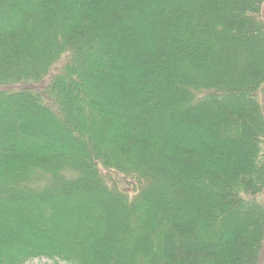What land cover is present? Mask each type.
Returning a JSON list of instances; mask_svg holds the SVG:
<instances>
[{
	"label": "trees",
	"instance_id": "1",
	"mask_svg": "<svg viewBox=\"0 0 264 264\" xmlns=\"http://www.w3.org/2000/svg\"><path fill=\"white\" fill-rule=\"evenodd\" d=\"M262 8L0 0V87L16 90L0 97L18 104L0 110V204L39 205L0 239V264H260ZM49 76L42 91L14 88ZM101 168L135 180L136 195ZM91 181L98 203L81 201Z\"/></svg>",
	"mask_w": 264,
	"mask_h": 264
},
{
	"label": "rangeland",
	"instance_id": "2",
	"mask_svg": "<svg viewBox=\"0 0 264 264\" xmlns=\"http://www.w3.org/2000/svg\"><path fill=\"white\" fill-rule=\"evenodd\" d=\"M261 19L264 22V0H263L262 12H261ZM260 51H262V50H260ZM65 59L66 58L64 57L63 60L58 65L62 66L63 62H65ZM51 81H52V79L49 76L41 84H36L34 82H29L28 84L17 85L14 88L15 89H19V90H24V89H30L31 90L32 89L34 91H39V90L42 91L44 88H46V87L48 88V86L51 83ZM242 87H244V83L239 82L234 87L233 91H237V90L241 89ZM11 88H3V87L1 88L0 87V91L4 90V92H9V93L13 92V91H16V90H12L13 88L12 89ZM241 92H243V91L236 92L238 97H241L239 95ZM2 97H5V96H2ZM2 97H0V110L1 109L3 110V109L8 108L10 106L11 107H14L15 105L18 106L17 103H12V102L10 103V102H7V101H3ZM250 138L251 137H249V140H248V143H247V144H249L248 148L251 147V143H252V140H250ZM167 163L171 164L172 166H174L173 163H171L170 160H167ZM114 171L115 170H113V169H108V168L103 169V168H101L102 180L107 182L112 187V190H118V189L122 190V191L126 192L131 198H133L136 195V193H137V191L139 189V185L137 184V182H135V180H133L132 178L126 177L125 175H123L121 173L116 174V173H114ZM94 181H91L90 184L87 183L83 187H80L79 192L82 195H85V198H81V201L88 202L90 200L91 203H94L93 201H96V203L99 202V200L97 199V198H99V195H98L99 191H98L97 187L95 186V182ZM2 182H4V177H2V175H0V188H1ZM91 198H93V201L91 200ZM259 198H260L259 200H261V202L264 204V192H263V194H261L259 196ZM99 204H101V206L104 207L103 201H101V203H99ZM25 205H27V206H25ZM37 207L39 209V205L36 206V205H33V204L30 205V204H25V203L8 205V206H3V204H0V218L1 219L4 218V221H6L8 223L7 226H5L4 224L3 225L0 224V239L1 240L9 239L10 235L8 233H9V231H10V229L12 227H14L15 230H17L18 228L19 229L21 228V225L15 221L16 218L18 217L19 213H23V212L29 213L30 210L31 211H33L34 209L37 210ZM71 208H73V207H71L69 205L66 208V210H70ZM120 224L124 225V229L122 228L123 229L122 230L119 226H117L116 228L118 229V233H123V234H118V235L114 234V236H113L111 241L107 239L108 242H110V244H107V245L109 247L113 246L112 250L113 251L118 250V252L119 251L122 252V250L124 251L123 246H126L125 245L126 243H124L125 241H123V239L126 236H123V235H128L130 233L128 231V229H127V226H126L127 225L126 219L123 218V220L120 221ZM33 229H35V228H33ZM36 230L34 231L35 234L37 233ZM115 231H116V229H115ZM13 233H15V231ZM134 236H135V234H134ZM133 246H135V245H133ZM100 249H101V247H100ZM30 264H65V262H63L61 260H54L53 261V260H49L47 258H44V259H35V260L31 261ZM260 264H264V254H263V258L261 259Z\"/></svg>",
	"mask_w": 264,
	"mask_h": 264
}]
</instances>
